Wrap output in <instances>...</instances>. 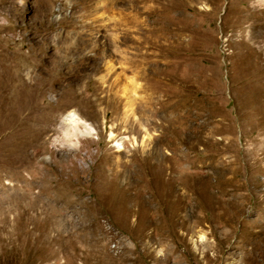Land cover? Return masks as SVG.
<instances>
[{"label":"rangeland","instance_id":"374dc122","mask_svg":"<svg viewBox=\"0 0 264 264\" xmlns=\"http://www.w3.org/2000/svg\"><path fill=\"white\" fill-rule=\"evenodd\" d=\"M155 2L0 0V264H264V0ZM72 108L92 138L51 151Z\"/></svg>","mask_w":264,"mask_h":264},{"label":"bare ground","instance_id":"6f19581e","mask_svg":"<svg viewBox=\"0 0 264 264\" xmlns=\"http://www.w3.org/2000/svg\"><path fill=\"white\" fill-rule=\"evenodd\" d=\"M151 3H148V0H135V8H136V11L138 12V14L141 16V20L139 22V26H138V29L140 32H143L144 30L147 29V27H143V25H145L146 23V20H145V17L148 16L152 10L156 9L158 6L156 5V2L155 0H150ZM159 1V0H158ZM261 2V1H260ZM264 3V2H263ZM142 11V13L145 15V16H142L140 14V12ZM256 17V16H255ZM260 18V17H259ZM259 20H262L261 18ZM264 20V19H263ZM254 21V19L252 20ZM251 21V22H252ZM257 22V21H256ZM264 22V21H263ZM255 23V22H254ZM254 23L252 24H249L251 25V27L254 26ZM258 23V22H257ZM261 23V22H260ZM257 25V24H256ZM259 25V24H258ZM255 27V26H254ZM256 28V27H255ZM260 28V27H259ZM258 28V29H259ZM262 28V27H261ZM250 29V28H249ZM249 31V30H248ZM258 31V30H257ZM251 32V30H250ZM256 32V31H255ZM254 32V33H255ZM262 32V31H261ZM259 33V32H257ZM250 37H252L256 42L258 40V34L255 35L253 34L252 32L248 35ZM262 36V35H261ZM260 36V37H261ZM264 36V35H263ZM131 41L135 44V49L128 53V55L126 56V53L127 52H124V55L122 56V58L124 60H126L127 62H129L130 66H132L133 68H137L136 69V72L139 76L143 77L145 76V73L147 72V69H145L143 67V61L145 59V57L147 56V53L146 52H143L141 50L142 48V45H144V43H147L148 40L147 39H143V40H138V39H135L133 37H131ZM260 42V41H259ZM261 45L262 46H258L259 48H257V50L255 49V51L257 53H259V51H261V49L263 48L264 49V38H262V41H261ZM92 46H94V44H92ZM122 51V50H121ZM129 66V67H130ZM149 69H151L149 67ZM144 89V88H143ZM149 89V88H147ZM153 92L148 93L147 95H144V97L142 98V100H140L139 102V111L142 113L143 117H141V119H137L136 121V126L138 125L139 127H141L144 132L146 133L150 128H156L157 126H160L161 122L163 121H157V116L160 114V113H163V103L165 102V98L162 97V96H158V95H152ZM169 107V106H168ZM166 113V112H165ZM127 115V114H126ZM164 121L168 122V123H173V119H169L166 117V115L163 117ZM126 123H131L130 121L132 120V117L131 116H127L125 119H123ZM134 124V123H132ZM167 125V124H166ZM169 126V125H168ZM173 126V125H172ZM92 127L89 128V131L91 130ZM169 128V127H168ZM29 130V129H28ZM170 131V130H169ZM9 134H12L14 137H16L15 133L13 131H11ZM160 138H161V133H155L151 138L146 136L144 139H143V144H142V147H145L147 145H149L150 143H152V150L155 154V156H159L160 155V151H161V147L162 146L161 144V141H160ZM116 144V143H114ZM116 145L119 146V148H121V145L119 143H117ZM118 150V149H117ZM153 154V155H154ZM169 168H171V166L169 165Z\"/></svg>","mask_w":264,"mask_h":264},{"label":"clouds","instance_id":"9594fccd","mask_svg":"<svg viewBox=\"0 0 264 264\" xmlns=\"http://www.w3.org/2000/svg\"><path fill=\"white\" fill-rule=\"evenodd\" d=\"M90 127V122L81 116L78 110L72 108L58 117L48 141V148L56 153L68 155L81 153L84 150V142L92 138Z\"/></svg>","mask_w":264,"mask_h":264}]
</instances>
